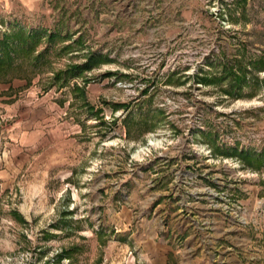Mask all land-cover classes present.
<instances>
[{
  "label": "rangeland",
  "instance_id": "obj_1",
  "mask_svg": "<svg viewBox=\"0 0 264 264\" xmlns=\"http://www.w3.org/2000/svg\"><path fill=\"white\" fill-rule=\"evenodd\" d=\"M0 42V264H264V0H0Z\"/></svg>",
  "mask_w": 264,
  "mask_h": 264
},
{
  "label": "trees",
  "instance_id": "obj_2",
  "mask_svg": "<svg viewBox=\"0 0 264 264\" xmlns=\"http://www.w3.org/2000/svg\"><path fill=\"white\" fill-rule=\"evenodd\" d=\"M51 39L52 37H49V40ZM39 40H40V37L37 38L35 35L31 34L30 36H27L25 39H22L21 41H22V44H26L27 42H30V41H34V44H36L39 42ZM0 51H1L0 52V66H5V64H7V62L10 61L9 58L7 57L9 53L8 45H6L4 42H0ZM104 62H107L106 59H102L100 56H96L95 54H90L88 58L85 60L84 65L70 67L66 71V73H68L69 75L71 73L74 77H78L84 72V70H91L92 67L98 66L99 63H104ZM108 75L110 74H107L105 76L108 77ZM203 79H204L203 73L200 71L193 77V80L196 85L204 83ZM72 91L80 97L84 96V91L78 87H73ZM87 107L89 110L92 109V107L89 105H87ZM116 107L122 108V109L125 108V110H128L129 108L128 105H126L125 103L117 104ZM100 114H101V111L99 109L92 111V116H94L97 119L99 125L104 124L103 119L100 118Z\"/></svg>",
  "mask_w": 264,
  "mask_h": 264
},
{
  "label": "crops",
  "instance_id": "obj_3",
  "mask_svg": "<svg viewBox=\"0 0 264 264\" xmlns=\"http://www.w3.org/2000/svg\"><path fill=\"white\" fill-rule=\"evenodd\" d=\"M13 86V85H12ZM248 205V204H247ZM247 207V206H246Z\"/></svg>",
  "mask_w": 264,
  "mask_h": 264
}]
</instances>
